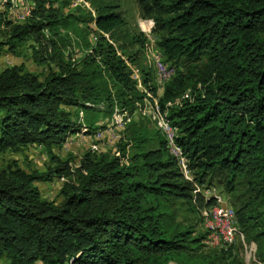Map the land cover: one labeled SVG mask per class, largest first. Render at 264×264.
<instances>
[{
  "label": "trees",
  "instance_id": "16d2710c",
  "mask_svg": "<svg viewBox=\"0 0 264 264\" xmlns=\"http://www.w3.org/2000/svg\"><path fill=\"white\" fill-rule=\"evenodd\" d=\"M29 1L24 21L5 19L0 56L30 47L49 72L41 79L14 65L0 73V151L41 144L53 166L0 170V257L7 264H244L231 250H203L210 230L192 236V226L173 221L177 200L191 202L196 184L218 183L264 262V0H138L176 66L162 112L157 107L182 154L170 151L165 125L150 131L131 119L120 155L88 151L75 168L52 146L99 133V119L116 110L133 115L158 89L142 49L134 50L140 38L118 22V2ZM56 177L65 179L59 204L38 185Z\"/></svg>",
  "mask_w": 264,
  "mask_h": 264
},
{
  "label": "rangeland",
  "instance_id": "374dc122",
  "mask_svg": "<svg viewBox=\"0 0 264 264\" xmlns=\"http://www.w3.org/2000/svg\"><path fill=\"white\" fill-rule=\"evenodd\" d=\"M121 5L122 16L119 18L118 22H126L127 33H134L140 38V43L136 44L134 50L142 49L140 53V58L143 64L153 72V82L151 84L157 86V93L149 92L154 96L153 99L146 96L142 104H138L137 112L130 115L126 111L120 113L116 110L112 116L101 117L97 122L98 125H103L104 127L99 129V133L87 134L86 132H80L79 134H72L68 136L66 142L58 147L53 145V152L60 156L63 160H70V164L73 167L79 166L80 160L83 155L88 151L97 152H109L111 154L120 155V142H129L127 139L126 125L130 120H136L139 123L143 122L144 125L150 130L160 129L164 131L163 127L168 122L161 121V114L158 108L154 109L155 102L160 101V97L164 92V86L157 80L156 69L154 63L156 61L155 55L158 58H163L169 68L176 71V66L173 62L167 61V57L163 56L161 50L158 48L157 42L159 40V35L153 32L154 21L151 19H146L140 15V7L138 0H115ZM81 4L86 7H90L89 2L85 0H75L74 5ZM32 2L29 0H18V3L14 6V3L7 5L4 0H0V12L1 22H0V41H5L6 31L8 30V24L5 19L7 18L12 22L24 21L29 16V11ZM4 12V13H3ZM96 28L95 26H93ZM96 36L92 34V40L95 42ZM145 45L142 48L141 44ZM7 47H5L6 49ZM161 53V54H160ZM160 55V56H159ZM163 58H162V57ZM14 65H23L28 71L37 74L43 79L49 72V68L45 64H39L32 58V51L30 47L22 48V53L20 55H15L11 52L5 51L0 56V73ZM140 81H141V73ZM139 75H136L139 77ZM139 82V81H138ZM143 89L145 87L141 86ZM149 91V90H148ZM73 112H76L75 107L70 108ZM80 117L83 122V112H80ZM150 119H148V118ZM165 120V119H164ZM169 124V123H168ZM171 125V124H170ZM161 130V129H160ZM165 132V131H164ZM166 134V133H165ZM104 135V138L101 136ZM168 138V136H167ZM169 139V138H168ZM131 143L127 146L128 150ZM53 166L52 155L49 153V149L41 144H28L23 145L18 149H8L6 151H0V170L11 167V168H21L25 171L32 172L34 170L46 171L49 167ZM189 178L192 175L186 172ZM64 178H55L49 182H39L38 185L41 190L43 198L55 201L56 203H61L62 196L60 194V189L64 183ZM198 185V184H197ZM200 188L199 193H195L191 199V202L183 199L177 200L173 205V214L175 218L174 222L181 224L182 226H192V236L206 234L208 229L204 225V215L208 213V209L205 208L206 200L211 193H216L222 195L225 201L228 202L227 197L230 195L225 191L222 185L218 183L198 185ZM231 201V198H230ZM229 203V202H228ZM233 206L236 211L238 206L229 203ZM237 222L233 228L238 229V240L236 243H230L227 241L218 240L210 232L207 233V237L203 242L205 247L203 250H231L234 254H237L244 264H264L262 260L257 257V243L254 240L244 238L245 235L240 233L238 226V216L236 214ZM222 237V234L219 235ZM0 264H7L6 257H0ZM172 264H177L172 262Z\"/></svg>",
  "mask_w": 264,
  "mask_h": 264
},
{
  "label": "built area",
  "instance_id": "2783aa9c",
  "mask_svg": "<svg viewBox=\"0 0 264 264\" xmlns=\"http://www.w3.org/2000/svg\"><path fill=\"white\" fill-rule=\"evenodd\" d=\"M155 58H156L157 66H160V72L162 73V75H171L172 73H170L161 64V58H158V55H155ZM154 108H157V106H154ZM161 121L164 122V118L162 116H161ZM101 138H104V135L101 136ZM187 172H189V174L192 175L188 167V161H187ZM195 191L196 193L200 191V188L198 187L197 184ZM205 208L208 209L210 222H214L215 225L222 226V237H217V239L222 241H227L230 243H236L238 240V229L228 227V220L236 221V219H232L231 211L230 209H228V205L226 204L225 199L222 197V195L211 193L206 200Z\"/></svg>",
  "mask_w": 264,
  "mask_h": 264
},
{
  "label": "bare ground",
  "instance_id": "6f19581e",
  "mask_svg": "<svg viewBox=\"0 0 264 264\" xmlns=\"http://www.w3.org/2000/svg\"><path fill=\"white\" fill-rule=\"evenodd\" d=\"M160 56V55H159ZM162 57V56H161ZM161 64L170 72L172 73L171 75H162V73L160 72V66H157L156 64V61L154 63V67L156 69V76H157V80L162 84V86L165 85V83L167 81H169L173 75L175 74V70L171 69L168 67V65L164 62V61H161ZM135 78H139L138 76H135ZM156 105L154 106H159L160 108V111H161V106H160V103H159V100L157 102H155ZM158 108V107H157ZM155 109V108H154ZM162 112V111H161ZM165 130L166 132L168 133L169 137H170V141H169V146H170V151L177 155V156H181V150L176 146L175 142L173 141L172 139V131H173V127L170 125V124H165ZM174 132H175V129H174ZM178 145V144H177ZM226 204L228 205V209H230L231 211V216H232V219H236V211L234 210L233 206H231L227 201H225ZM231 203V202H230ZM204 225L205 227L211 231V234L214 235L215 238L219 237L220 234H222V226L221 225H215L214 222H210V216L209 214L207 213L206 215H204ZM237 222V219L236 221L235 220H228V227L229 228H233V226L235 225V223ZM209 231V232H210Z\"/></svg>",
  "mask_w": 264,
  "mask_h": 264
},
{
  "label": "clouds",
  "instance_id": "9594fccd",
  "mask_svg": "<svg viewBox=\"0 0 264 264\" xmlns=\"http://www.w3.org/2000/svg\"><path fill=\"white\" fill-rule=\"evenodd\" d=\"M244 235V234H243ZM244 238H245V236H244Z\"/></svg>",
  "mask_w": 264,
  "mask_h": 264
}]
</instances>
